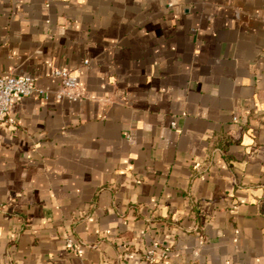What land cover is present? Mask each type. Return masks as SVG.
Wrapping results in <instances>:
<instances>
[{
  "label": "crops",
  "instance_id": "obj_1",
  "mask_svg": "<svg viewBox=\"0 0 264 264\" xmlns=\"http://www.w3.org/2000/svg\"><path fill=\"white\" fill-rule=\"evenodd\" d=\"M263 10L0 0V264H264Z\"/></svg>",
  "mask_w": 264,
  "mask_h": 264
},
{
  "label": "built area",
  "instance_id": "obj_2",
  "mask_svg": "<svg viewBox=\"0 0 264 264\" xmlns=\"http://www.w3.org/2000/svg\"><path fill=\"white\" fill-rule=\"evenodd\" d=\"M261 19L264 23V10L261 12ZM54 75L61 79L63 85V92L59 96L75 98V90L78 88L77 77L66 69H58ZM33 94H46L43 88L36 85L34 76L0 73V121H7L10 109L16 101ZM165 256L166 254L160 252L157 246H153L144 253L142 264H161L160 259Z\"/></svg>",
  "mask_w": 264,
  "mask_h": 264
}]
</instances>
